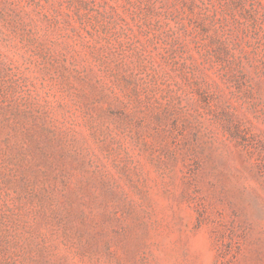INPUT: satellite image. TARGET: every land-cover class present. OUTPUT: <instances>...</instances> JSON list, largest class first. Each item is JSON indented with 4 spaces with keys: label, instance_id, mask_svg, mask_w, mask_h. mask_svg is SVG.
I'll return each mask as SVG.
<instances>
[{
    "label": "rangeland",
    "instance_id": "374dc122",
    "mask_svg": "<svg viewBox=\"0 0 264 264\" xmlns=\"http://www.w3.org/2000/svg\"><path fill=\"white\" fill-rule=\"evenodd\" d=\"M0 264H264V0H0Z\"/></svg>",
    "mask_w": 264,
    "mask_h": 264
}]
</instances>
